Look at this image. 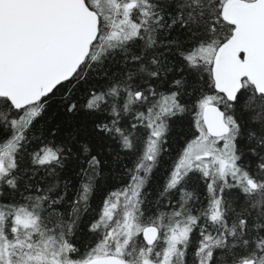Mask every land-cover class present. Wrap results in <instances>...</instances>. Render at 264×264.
<instances>
[{
	"label": "snow or ice",
	"instance_id": "snow-or-ice-1",
	"mask_svg": "<svg viewBox=\"0 0 264 264\" xmlns=\"http://www.w3.org/2000/svg\"><path fill=\"white\" fill-rule=\"evenodd\" d=\"M0 264H264V0H0Z\"/></svg>",
	"mask_w": 264,
	"mask_h": 264
},
{
	"label": "trees",
	"instance_id": "trees-1",
	"mask_svg": "<svg viewBox=\"0 0 264 264\" xmlns=\"http://www.w3.org/2000/svg\"><path fill=\"white\" fill-rule=\"evenodd\" d=\"M79 123H84V124L86 125V127H87V131H90V130H91V126H90V124L86 121V118L81 117L80 120L78 121V124H79ZM81 138H82V139L86 138V134H85L84 131L81 132Z\"/></svg>",
	"mask_w": 264,
	"mask_h": 264
}]
</instances>
